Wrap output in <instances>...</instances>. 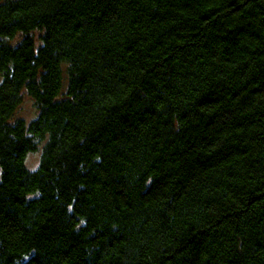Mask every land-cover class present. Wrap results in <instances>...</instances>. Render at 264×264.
<instances>
[{"label":"trees","instance_id":"obj_1","mask_svg":"<svg viewBox=\"0 0 264 264\" xmlns=\"http://www.w3.org/2000/svg\"><path fill=\"white\" fill-rule=\"evenodd\" d=\"M0 74V264H264V0H0Z\"/></svg>","mask_w":264,"mask_h":264},{"label":"rangeland","instance_id":"obj_2","mask_svg":"<svg viewBox=\"0 0 264 264\" xmlns=\"http://www.w3.org/2000/svg\"><path fill=\"white\" fill-rule=\"evenodd\" d=\"M65 83L64 86H66V82H67V76L65 73ZM0 81H1V74H0ZM36 115V107L34 105L33 100L28 97L25 96L24 97V101L21 104L18 112H17V116L18 117H23L26 120H31L32 118H34ZM42 144L39 145L38 149L36 151L30 152L27 156L26 159V163L28 165L29 168L34 169L38 166L39 162H40V158H41V151H42Z\"/></svg>","mask_w":264,"mask_h":264}]
</instances>
